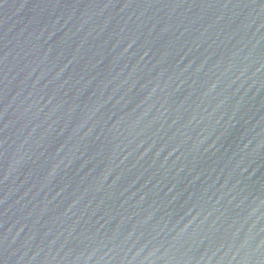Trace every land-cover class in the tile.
Returning a JSON list of instances; mask_svg holds the SVG:
<instances>
[{
	"label": "water",
	"instance_id": "1",
	"mask_svg": "<svg viewBox=\"0 0 264 264\" xmlns=\"http://www.w3.org/2000/svg\"><path fill=\"white\" fill-rule=\"evenodd\" d=\"M0 264H264V0H0Z\"/></svg>",
	"mask_w": 264,
	"mask_h": 264
}]
</instances>
